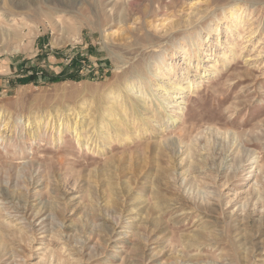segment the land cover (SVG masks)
<instances>
[{"label":"rangeland","instance_id":"1","mask_svg":"<svg viewBox=\"0 0 264 264\" xmlns=\"http://www.w3.org/2000/svg\"><path fill=\"white\" fill-rule=\"evenodd\" d=\"M2 26L0 264H264V0H0Z\"/></svg>","mask_w":264,"mask_h":264},{"label":"bare ground","instance_id":"2","mask_svg":"<svg viewBox=\"0 0 264 264\" xmlns=\"http://www.w3.org/2000/svg\"><path fill=\"white\" fill-rule=\"evenodd\" d=\"M11 30L12 29H11L10 26H2V27H0V31L2 33V36H5V37H9L11 35V33H12ZM190 43H191V46L192 47H195L196 46V43L194 42V39H192V38L190 39ZM167 70H168V73L171 74V72H173L175 69H174V66L173 65H170L169 69H167ZM152 82L150 80H148L147 78H145V79H143V80L140 81V83H139L140 85L139 84L138 85H136V84L133 85L132 84V85L124 86L123 90L121 91V94H118L117 96H115L114 98L111 99L112 100L111 101L112 107H114V105H116L117 102L120 100V98L123 97L124 95H128V97H131V99H133L134 101H139V102L142 101L143 103H144L145 96H148L149 95V97H153V96L155 97L154 91L152 89L153 88ZM143 89H147L148 91L147 92H143ZM166 100H167V97L160 98V104L162 105V107L165 106L164 103L166 102ZM124 114H125V112L122 110V113L120 114V116L122 117V115H124ZM167 117H169V120H172L173 119V116L172 115H169ZM72 129H73V132H77V123L75 124V127L72 128ZM76 136L78 138V133H76Z\"/></svg>","mask_w":264,"mask_h":264}]
</instances>
